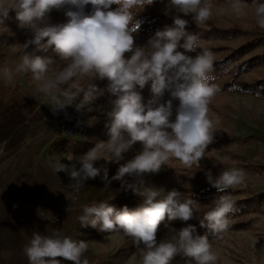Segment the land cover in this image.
<instances>
[{
  "label": "clouds",
  "instance_id": "9594fccd",
  "mask_svg": "<svg viewBox=\"0 0 264 264\" xmlns=\"http://www.w3.org/2000/svg\"><path fill=\"white\" fill-rule=\"evenodd\" d=\"M153 2L0 0V25L9 9H14L19 27L30 34L14 71L31 72L38 90L48 98L54 111L73 105L78 112L85 108L91 111L89 106L105 92L92 83L93 79H107V92L117 97L107 113L109 139L98 142L81 156H73L68 164L57 159L53 171L67 172L73 182L70 187L76 193L87 180L98 176L106 185L112 180L119 181L123 190L144 197V204L134 211L127 207L118 210L107 201L82 204L78 216L80 226H90L101 232L122 231L132 237L140 249L136 264H172L178 255L188 258L187 264H216L218 256L213 251L209 234L218 236L228 231V214L237 211L235 202L226 195L215 201V207L200 221L201 226L208 229L205 235H194L195 225L187 224L175 229L174 235L158 240L157 232L162 222H188L194 218L198 205L191 198L181 199V193L175 188L164 195V189L146 187L142 178L144 174L159 172L172 159L191 168L199 163L214 141L216 126L209 117V104L220 89L209 82L212 79L209 73L215 57L210 50L202 48L196 34L186 31L189 20L182 18L191 16L198 25L206 23L213 15V2L169 0L175 13L173 25L156 31L146 45L136 46L133 33L139 22L135 14ZM228 3L237 18L244 16L249 7L246 0H228ZM88 4L93 11L91 15H84L83 7ZM113 4L118 5L115 10L104 11ZM65 6L78 10L65 12L67 23H51L50 12ZM253 14L256 24L264 29V2L253 0ZM32 45L36 51L44 52L54 46L59 60L28 52ZM188 52H196V55H187ZM58 61L63 62L61 66H57ZM2 72L6 80L14 74L9 68ZM149 81L153 97L145 104L135 89L137 86L143 89ZM173 85L172 99L160 104L165 90ZM173 99L179 101L174 121L170 119ZM137 142L142 143L143 150L121 165L111 180L105 165L96 166L100 160L118 163L123 153ZM206 177L218 192L240 185L246 179L245 172L237 168L225 170L215 178L209 171ZM66 198L70 197L66 195ZM39 214L47 219L45 212ZM87 250L85 241L61 235L60 229H53L50 235L33 232L23 252L29 264H61L58 258L72 264H89L85 256Z\"/></svg>",
  "mask_w": 264,
  "mask_h": 264
},
{
  "label": "rangeland",
  "instance_id": "374dc122",
  "mask_svg": "<svg viewBox=\"0 0 264 264\" xmlns=\"http://www.w3.org/2000/svg\"><path fill=\"white\" fill-rule=\"evenodd\" d=\"M213 15L204 24H196L191 16L182 17L189 20L186 31L191 26L209 30L208 35L198 36L202 48L214 54L213 69L209 73L220 91L212 98L209 104V117L215 124L214 141L205 150L204 157L191 168L184 167L178 160L172 159L163 165L157 173L143 175L145 186L167 191L176 189L181 193V199H192L197 202L194 209V218L188 222L167 220L161 223L157 232V239L161 240L174 235V230L195 225L194 235L208 233L206 226H201L204 214L215 207V201L221 195L229 196L235 202L237 211L229 213L230 227L227 232L212 236L209 234L213 251L218 259L216 264H264V29L255 22L253 14V0H246L249 5L245 15L237 18L229 7L228 0H212ZM264 2V0H258ZM118 5H111L104 11L115 10ZM76 11L72 6H65L59 10L53 9L49 16L53 24L67 23V10ZM92 5L83 7L84 15H91ZM167 13V14H166ZM174 11L169 0H154L153 4L135 14L139 27L133 33L136 46H144L149 38L158 30H164L173 25ZM30 38V34L19 27L16 11L9 9L8 15L0 25V71L9 68L13 70L11 83H21L29 91L48 98L38 90L37 82L31 72L16 73L14 70L24 54L23 44ZM183 43V40H181ZM184 51V49H179ZM198 49L197 51H199ZM28 52L36 55L59 60L54 46L47 52L36 51L35 46H29ZM187 55L195 56L196 52ZM130 55V54H126ZM63 62L58 61L57 66ZM99 88L105 89L104 95L98 97L88 108L82 110L85 131L79 134L80 142L69 147L70 155L81 156L94 148L98 142L109 139L107 113L114 106L116 96L107 92V79H93ZM165 90L159 99L160 104H166L171 97V90ZM142 97V103L147 104L153 97L151 81L143 89L136 87ZM179 101L172 100L171 120L176 118V109ZM95 118V119H94ZM143 150V145L137 142L132 148L123 153V159L118 163L100 160L108 168V176L116 174L118 168L134 158ZM237 168L245 172L244 183L218 192L207 181L206 173L211 171L217 177L225 170ZM102 175V174H101ZM109 190L106 200L110 206L130 211L137 210L144 204V197L134 194L131 190L125 191L120 182L112 180L105 183ZM92 237L100 242L102 249L108 254V264H136L140 249L134 244L133 238L121 232H101L97 228H90ZM142 247V246H141ZM188 258L176 256L172 264H187Z\"/></svg>",
  "mask_w": 264,
  "mask_h": 264
},
{
  "label": "crops",
  "instance_id": "0c3cea01",
  "mask_svg": "<svg viewBox=\"0 0 264 264\" xmlns=\"http://www.w3.org/2000/svg\"><path fill=\"white\" fill-rule=\"evenodd\" d=\"M49 108L48 100L21 83L12 84L0 71V264H29L23 249L32 233L50 235L53 229L85 241L89 264H108V254L92 237L91 227L80 226L78 216L82 204L106 201L109 190L89 179L76 193L67 172L53 171L57 159L71 162L68 149L81 138L60 139Z\"/></svg>",
  "mask_w": 264,
  "mask_h": 264
},
{
  "label": "built area",
  "instance_id": "2783aa9c",
  "mask_svg": "<svg viewBox=\"0 0 264 264\" xmlns=\"http://www.w3.org/2000/svg\"><path fill=\"white\" fill-rule=\"evenodd\" d=\"M49 113L55 120V125L60 139L70 141L73 136L81 134L85 131L83 124V112L82 110L78 112L74 105L67 106L63 110L56 111H54L50 105Z\"/></svg>",
  "mask_w": 264,
  "mask_h": 264
},
{
  "label": "trees",
  "instance_id": "16d2710c",
  "mask_svg": "<svg viewBox=\"0 0 264 264\" xmlns=\"http://www.w3.org/2000/svg\"><path fill=\"white\" fill-rule=\"evenodd\" d=\"M188 29L190 30V33L196 34L197 36L208 35L210 33L209 30L196 28L194 26H191Z\"/></svg>",
  "mask_w": 264,
  "mask_h": 264
}]
</instances>
